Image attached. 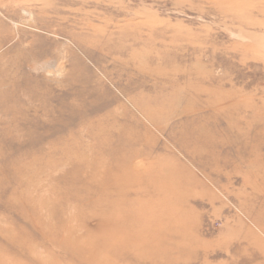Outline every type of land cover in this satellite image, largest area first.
I'll list each match as a JSON object with an SVG mask.
<instances>
[{
	"label": "rangeland",
	"instance_id": "rangeland-1",
	"mask_svg": "<svg viewBox=\"0 0 264 264\" xmlns=\"http://www.w3.org/2000/svg\"><path fill=\"white\" fill-rule=\"evenodd\" d=\"M0 264H264V0H0Z\"/></svg>",
	"mask_w": 264,
	"mask_h": 264
}]
</instances>
